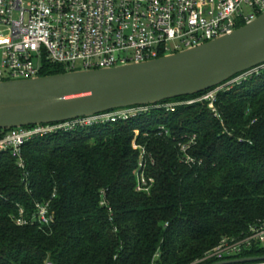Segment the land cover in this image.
Here are the masks:
<instances>
[{
    "label": "trees",
    "instance_id": "trees-1",
    "mask_svg": "<svg viewBox=\"0 0 264 264\" xmlns=\"http://www.w3.org/2000/svg\"><path fill=\"white\" fill-rule=\"evenodd\" d=\"M63 73L45 64L41 76ZM204 93L36 137L23 169L0 153V264H214L202 259L222 239L264 223V69L220 90L217 115L188 104ZM193 137L187 164L179 144ZM45 202L50 226L16 225L19 207L27 218ZM257 256L262 245L228 260Z\"/></svg>",
    "mask_w": 264,
    "mask_h": 264
},
{
    "label": "built area",
    "instance_id": "built-area-1",
    "mask_svg": "<svg viewBox=\"0 0 264 264\" xmlns=\"http://www.w3.org/2000/svg\"><path fill=\"white\" fill-rule=\"evenodd\" d=\"M263 13L264 0H0V82L40 77L45 64L62 66L68 73L151 61L229 35ZM260 69H264V64L206 91L188 104L208 102L217 115V93ZM173 106L168 104L166 108L173 110ZM146 107L11 129L0 137V153H10L23 169L21 148L26 142L76 126L127 119ZM194 144V137L179 144L187 164L194 162L187 153ZM140 155L139 168L143 170L142 148ZM143 172L138 173L137 191H147V185L153 183V179H145ZM34 207L27 218L19 207L16 225L53 223L49 202L35 203ZM263 242L264 223H260L243 238L222 239L202 261L228 260ZM44 264L52 263L47 260Z\"/></svg>",
    "mask_w": 264,
    "mask_h": 264
},
{
    "label": "water",
    "instance_id": "water-1",
    "mask_svg": "<svg viewBox=\"0 0 264 264\" xmlns=\"http://www.w3.org/2000/svg\"><path fill=\"white\" fill-rule=\"evenodd\" d=\"M264 64V13L229 35L151 61L0 82V130L152 106L225 84ZM264 256L214 264L263 263Z\"/></svg>",
    "mask_w": 264,
    "mask_h": 264
},
{
    "label": "rangeland",
    "instance_id": "rangeland-1",
    "mask_svg": "<svg viewBox=\"0 0 264 264\" xmlns=\"http://www.w3.org/2000/svg\"><path fill=\"white\" fill-rule=\"evenodd\" d=\"M4 33V35H6L7 33L4 31L3 32ZM143 149V148H142ZM182 161H184V159L182 158ZM185 162V161H184ZM262 245V247H264V242L261 244Z\"/></svg>",
    "mask_w": 264,
    "mask_h": 264
}]
</instances>
